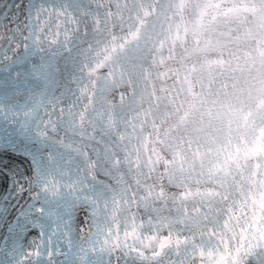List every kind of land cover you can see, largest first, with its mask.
Returning <instances> with one entry per match:
<instances>
[{
  "label": "snow or ice",
  "instance_id": "1",
  "mask_svg": "<svg viewBox=\"0 0 264 264\" xmlns=\"http://www.w3.org/2000/svg\"><path fill=\"white\" fill-rule=\"evenodd\" d=\"M11 7L8 5L0 13V22L10 19L8 9ZM15 7L19 9L20 4ZM2 59L4 57H0ZM4 71L0 68V72ZM39 71L45 74L43 68ZM7 82L15 84L10 72ZM3 87L0 83V104L6 99ZM8 119L7 112L0 113V230L3 231L0 234V264H41L42 260L46 264H106V255L111 264V250L105 245L111 239V225L117 214L114 200L109 203L108 193L101 191L94 179L85 187L87 176L62 185L50 179L59 173L64 163L63 154L45 135L49 127L42 121L40 124L29 122L27 118L21 123L15 117H12L15 123L8 124ZM101 236L105 238L103 241ZM84 240L91 248L84 245ZM22 241H27V246ZM262 244L264 231L245 253L254 254L258 264H264ZM192 249L200 255L180 258L177 253L178 259L172 264H185V261L239 264V255L234 258L231 251L227 255L212 252L206 257L202 249H196L195 243ZM184 251L187 252V245ZM54 256L64 259L57 262Z\"/></svg>",
  "mask_w": 264,
  "mask_h": 264
},
{
  "label": "bare ground",
  "instance_id": "2",
  "mask_svg": "<svg viewBox=\"0 0 264 264\" xmlns=\"http://www.w3.org/2000/svg\"><path fill=\"white\" fill-rule=\"evenodd\" d=\"M241 59H244L243 57H240ZM172 72V69H169L166 73H171ZM163 80H164V83L166 84V85H168L170 82H171V79L169 78V77H167V76H163Z\"/></svg>",
  "mask_w": 264,
  "mask_h": 264
}]
</instances>
